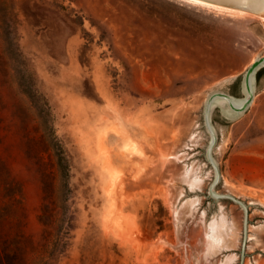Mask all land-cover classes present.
I'll return each instance as SVG.
<instances>
[{"label":"rangeland","instance_id":"obj_1","mask_svg":"<svg viewBox=\"0 0 264 264\" xmlns=\"http://www.w3.org/2000/svg\"><path fill=\"white\" fill-rule=\"evenodd\" d=\"M15 33L70 166L69 245L47 264H219L232 254V264H264V68L239 118L213 110L219 197L204 120L217 82L235 76L220 89L242 95L241 74L264 54V20L187 0H0V264L41 263L59 185L6 54ZM193 164L197 191L181 179ZM181 191L199 200L177 213ZM219 205L240 236L206 256L203 221Z\"/></svg>","mask_w":264,"mask_h":264},{"label":"trees","instance_id":"obj_2","mask_svg":"<svg viewBox=\"0 0 264 264\" xmlns=\"http://www.w3.org/2000/svg\"><path fill=\"white\" fill-rule=\"evenodd\" d=\"M5 50L14 65V70L23 93H25L36 109L37 116L45 135L54 150L56 165L59 173V185L54 192L52 209L48 213V220L44 222L47 232V249L40 264H47L55 255L61 254L69 245L70 231L72 229V217L68 215L67 204L69 200L70 166L66 151L60 139L57 137L51 124L50 105L45 96L37 88L36 77L29 67V61L20 48L18 34H5ZM262 70L258 72V76ZM58 210V211H57ZM43 212V216L46 214ZM57 212V213H56ZM51 246V248H50ZM62 249H61V248ZM60 248V249H59ZM59 250V251H58Z\"/></svg>","mask_w":264,"mask_h":264},{"label":"bare ground","instance_id":"obj_3","mask_svg":"<svg viewBox=\"0 0 264 264\" xmlns=\"http://www.w3.org/2000/svg\"><path fill=\"white\" fill-rule=\"evenodd\" d=\"M188 2L208 7L209 9H215L220 12H226L231 14H250L264 20V0H187ZM255 56L250 64L258 57ZM249 64V65H250ZM248 65V66H249ZM235 76H230L217 82L211 91L220 90L226 83L231 82ZM209 96V94H208ZM207 101V99H206ZM236 102H241L242 99H236ZM217 105H220L225 113L234 114L235 110L229 105L228 100L225 97H215L212 101L211 107L214 109ZM214 129V128H213ZM216 130V128H215ZM196 134H193V138ZM196 139V138H195ZM178 156V155H177ZM179 157V156H178ZM212 160L214 158L212 157ZM215 161V160H214ZM182 181L187 184L188 188L197 191V188H201L203 183L202 168L198 169L196 166L185 168L182 172ZM189 189V190H190ZM200 190V189H199ZM183 191L178 195L176 202L177 213L182 209H190L197 203L198 198H186L184 199ZM186 197V196H185ZM196 206V205H195ZM187 212V211H185ZM203 217V216H202ZM231 217V216H230ZM229 214L223 208V205H219L218 210L208 219L204 220V243L206 256L215 254L219 250L223 251L224 247H233L237 245L239 239V228L234 219L230 218ZM262 226V224H261ZM260 227V226H259ZM256 229V228H254ZM255 235V234H254ZM253 237V235H251ZM230 249V248H229ZM236 254L227 256L219 264H232L235 261Z\"/></svg>","mask_w":264,"mask_h":264},{"label":"water","instance_id":"obj_4","mask_svg":"<svg viewBox=\"0 0 264 264\" xmlns=\"http://www.w3.org/2000/svg\"><path fill=\"white\" fill-rule=\"evenodd\" d=\"M262 68H264V54L259 55L241 74V92H242L241 96H235L231 93H228L220 89V90L211 91L209 93V96H207L206 98L207 101L205 100L204 120L208 132L210 134V142L206 150V155L208 160L213 164L215 168V181L211 186V193L216 197H219V195L216 192H214V186L221 179V174L217 160L216 161L212 160V157L215 158L213 151L218 143V133L217 130H215V126L212 122V113L214 110L211 107L212 101L215 97H225L228 100L229 105L235 110L236 113L234 114L225 113L220 105H217L216 107L220 109L221 114L228 121H232L239 118L244 112H246L249 109V107L254 101L257 92L258 72ZM235 78L236 77H234L232 80H234ZM236 99H242V101L236 102L235 101ZM232 197L234 199H237L234 196ZM239 201L242 203V205L245 208H247V205L243 201L241 200Z\"/></svg>","mask_w":264,"mask_h":264},{"label":"crops","instance_id":"obj_5","mask_svg":"<svg viewBox=\"0 0 264 264\" xmlns=\"http://www.w3.org/2000/svg\"><path fill=\"white\" fill-rule=\"evenodd\" d=\"M255 99V98H254ZM261 135H264V131H262L261 133H260ZM259 133L258 134H256L255 135V138H258V137H260L261 135H260ZM255 138L253 139V141L255 140Z\"/></svg>","mask_w":264,"mask_h":264}]
</instances>
